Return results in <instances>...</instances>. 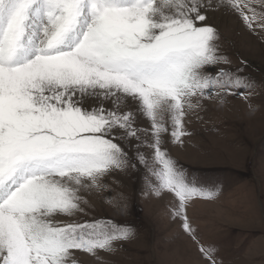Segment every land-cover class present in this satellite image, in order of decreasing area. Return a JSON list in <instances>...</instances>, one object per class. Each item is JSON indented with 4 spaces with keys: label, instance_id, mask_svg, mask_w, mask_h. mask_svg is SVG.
Listing matches in <instances>:
<instances>
[{
    "label": "snow or ice",
    "instance_id": "obj_1",
    "mask_svg": "<svg viewBox=\"0 0 264 264\" xmlns=\"http://www.w3.org/2000/svg\"><path fill=\"white\" fill-rule=\"evenodd\" d=\"M220 8L264 28V0H0V264H77L73 250L96 257L130 239L112 220L56 218L84 213L81 191L138 166L144 194H174L170 217L217 264L186 208L219 186L180 166L162 137L182 144L201 100L255 87L242 69L206 71L229 63L206 23Z\"/></svg>",
    "mask_w": 264,
    "mask_h": 264
},
{
    "label": "rangeland",
    "instance_id": "obj_2",
    "mask_svg": "<svg viewBox=\"0 0 264 264\" xmlns=\"http://www.w3.org/2000/svg\"><path fill=\"white\" fill-rule=\"evenodd\" d=\"M206 23L217 30L219 54L229 60L206 71L242 69L255 87L231 90L243 95L201 100L202 107L185 118L190 135L180 144L166 133L163 147L191 175L219 186L214 199H195L186 208L199 243L216 249L217 264H264V28L254 23L250 30L225 8L208 12ZM137 126L150 128L142 117ZM126 150L135 156L134 147ZM144 179L143 166L113 171L102 178L104 187L81 191L84 213L56 218L112 220L133 229V236L116 242L111 252L94 257L73 250L77 264H209L180 221L170 217L174 194L146 196Z\"/></svg>",
    "mask_w": 264,
    "mask_h": 264
}]
</instances>
